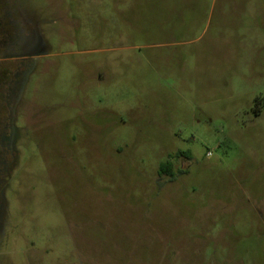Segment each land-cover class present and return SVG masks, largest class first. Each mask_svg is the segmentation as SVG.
I'll return each mask as SVG.
<instances>
[{
	"label": "rangeland",
	"instance_id": "374dc122",
	"mask_svg": "<svg viewBox=\"0 0 264 264\" xmlns=\"http://www.w3.org/2000/svg\"><path fill=\"white\" fill-rule=\"evenodd\" d=\"M0 264H264V0H0Z\"/></svg>",
	"mask_w": 264,
	"mask_h": 264
},
{
	"label": "trees",
	"instance_id": "16d2710c",
	"mask_svg": "<svg viewBox=\"0 0 264 264\" xmlns=\"http://www.w3.org/2000/svg\"><path fill=\"white\" fill-rule=\"evenodd\" d=\"M182 156V154H179ZM170 167V163H167L161 167V170L166 171Z\"/></svg>",
	"mask_w": 264,
	"mask_h": 264
}]
</instances>
